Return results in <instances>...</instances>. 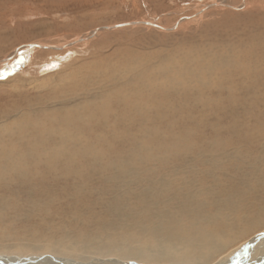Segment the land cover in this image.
<instances>
[{"label": "rangeland", "instance_id": "rangeland-1", "mask_svg": "<svg viewBox=\"0 0 264 264\" xmlns=\"http://www.w3.org/2000/svg\"><path fill=\"white\" fill-rule=\"evenodd\" d=\"M236 180L264 207V0H0V262L236 264L264 220L204 262L215 216L151 204Z\"/></svg>", "mask_w": 264, "mask_h": 264}, {"label": "bare ground", "instance_id": "bare-ground-1", "mask_svg": "<svg viewBox=\"0 0 264 264\" xmlns=\"http://www.w3.org/2000/svg\"><path fill=\"white\" fill-rule=\"evenodd\" d=\"M20 2V0H19ZM31 2V1H30ZM42 4V3H41ZM50 19V18H49ZM17 27V25H16ZM257 39V38H255ZM5 40V39H4ZM256 42V41H255ZM261 44V43H260ZM259 45V43L257 44ZM262 45V44H261ZM2 46V45H1ZM26 127V126H25ZM214 148V147H213ZM208 149V148H207ZM211 150V149H210ZM216 150V149H215ZM208 151V150H207ZM223 151V150H222ZM221 151V152H222ZM211 152V151H210ZM218 152V151H216ZM224 152V151H223ZM222 152V153H223ZM221 153V154H222ZM211 154V153H210ZM205 155V154H203ZM212 156V155H210ZM239 156V155H238ZM220 157V156H219ZM195 160V159H194ZM243 160V159H242ZM167 161V160H166ZM169 163V162H168ZM204 163V162H203ZM165 165V163H164ZM183 166V165H182ZM166 167V166H165ZM145 168V167H143ZM141 169V168H140ZM178 169V168H177ZM143 170V169H142ZM141 170V171H142ZM146 170V169H144ZM152 170V169H151ZM165 170V169H164ZM162 169V171H164ZM168 170V169H167ZM150 171V170H149ZM147 171V172H149ZM146 172V173H147ZM152 172V171H151ZM165 172V171H164ZM189 172V171H188ZM187 172V173H188ZM163 173V172H162ZM165 174V173H163ZM197 173H192V175H196ZM225 176H227L225 173H223ZM150 175V174H149ZM199 175V174H198ZM163 176V175H161ZM189 176V175H188ZM190 177V176H189ZM208 177V176H207ZM182 178V177H181ZM192 178V177H191ZM197 178V177H196ZM199 178V176H198ZM213 178V177H212ZM164 180V179H163ZM212 180V179H211ZM210 180V181H211ZM254 180V179H253ZM162 181V180H161ZM174 181V180H173ZM201 181V180H200ZM234 181V180H233ZM256 181V180H255ZM259 181V180H258ZM263 181V180H262ZM151 182V181H150ZM167 182V181H166ZM162 183V185H157L158 186V190L159 192H161L162 194H168V196L164 199L157 200V202L155 203H151L154 205V208L158 205H163L165 207L166 210H161L159 212H154V213H179L176 212V210L178 211V209H180L181 213H197V216H203L202 211L206 212V209H208V213L213 217L214 220H211L210 223V229L207 230L205 227L207 226V218L205 216H203L202 220H204V223L201 224L199 226H197L198 230L202 233H209L210 236H208L209 241L207 242L208 245H214L213 249L211 251H215L214 253L211 251H205L204 253H202V257H203V261L206 262L209 259H211L212 257H214V255H217L220 252V247L221 245H223L224 243H228L224 238L227 237L228 241L231 239H235V236L237 235L236 229L234 228V226L237 227H241L242 224H247L248 226L250 225V223H257L258 221L264 220V213L262 211H264V207L261 205H257V201L253 202V205H249L246 203V201H243L241 206H237L234 202L236 196H237V190H236V184L238 183V180H236L235 183L231 182L230 185H222L221 187L218 186L217 183H212L213 185H211V183H209L206 187L205 190L200 193L201 195V200H198L197 203L194 204L193 209L190 210L187 207V204L185 203H176L175 198L177 196V194L174 192L173 194V190L170 188V186L166 183ZM207 182H209V180H207ZM218 182V181H217ZM264 182V181H263ZM229 183V182H228ZM252 183V182H251ZM261 181L259 182V184L257 183H253L251 184V187L254 189V193H252L251 191L246 190L244 187H242L240 185V191L239 194L240 196H245L247 198L250 197H256L258 199H260L262 202H264V185L260 184ZM220 184V183H219ZM248 184V183H247ZM249 185V184H248ZM248 187V186H247ZM152 188L155 189L156 188V184L154 183V185H142L139 187L138 191L140 194H145L146 195V191L149 190V192H153L156 193V191H152ZM251 188V189H252ZM188 189H198L196 188L195 183L191 186L188 187ZM217 189L220 193L219 195L214 194V190ZM227 190V191H226ZM190 191V190H189ZM253 191V190H252ZM199 192V191H198ZM197 193V192H196ZM218 193V194H219ZM193 195V194H191ZM213 196L212 199H210V196ZM204 200H203V199ZM185 201V200H184ZM147 206V204H146ZM150 206V205H149ZM151 208V207H150ZM153 208V207H152ZM159 209V208H158ZM144 209V213H151L148 210ZM155 210V209H154ZM254 210H256L257 213H254ZM233 211H235V213H232ZM245 212V213H242ZM262 212V213H261ZM142 213V212H141ZM243 216V217H242ZM210 222V221H209ZM261 223V222H259ZM258 223V224H259ZM257 224V225H258ZM217 227H220V231L222 233V236L218 235V233H216V229ZM253 227V225H252ZM250 228V227H249ZM255 228V227H254ZM216 231V232H215ZM238 233H240V235L244 234L246 232V230H240L237 229ZM219 232V231H218ZM236 234V235H235ZM214 236V237H211ZM239 235V234H238ZM238 237V236H237ZM264 240V234L262 236H259L258 238H256V240H254V242H251L249 244L246 245V247L244 248V252L240 253V256L242 257L245 254V257H243V259L241 261H236V264H264V257L262 259H260V261L252 263L253 262V258L251 259V251H253L252 249L254 247V245H258L259 242H263ZM202 241V240H201ZM232 241V240H231ZM235 241V240H234ZM233 241V242H234ZM230 242V241H229ZM231 243V242H230ZM229 243V245H231ZM202 244H204L202 242ZM264 246V242L261 243ZM228 245V246H229ZM223 247V246H222ZM226 247V246H224ZM259 247V246H258ZM220 249L219 251H216V249ZM228 249V248H227ZM226 249V250H227ZM185 251H188L186 248H184ZM228 252V251H227ZM254 252V251H253ZM256 252V251H255ZM222 255V254H221ZM220 255V257H221ZM235 257V256H234ZM233 257V258H234ZM189 258L188 253L185 254V262H187ZM28 259V258H26ZM56 260V261H55ZM182 261H184L181 258ZM28 261L27 263H32L34 260H26ZM59 261V259H55V258H44L40 260L39 264H56V262ZM61 262H63V260H60ZM19 262H21L20 260H15V261H8V260H4L1 261L0 264H18ZM45 262V263H44ZM76 264L72 261H65V264ZM21 263H24V261H22ZM114 263H118L117 261L114 260ZM192 263V262H191ZM193 263L198 264V261L195 260L193 261ZM36 264V263H34Z\"/></svg>", "mask_w": 264, "mask_h": 264}, {"label": "crops", "instance_id": "crops-1", "mask_svg": "<svg viewBox=\"0 0 264 264\" xmlns=\"http://www.w3.org/2000/svg\"><path fill=\"white\" fill-rule=\"evenodd\" d=\"M264 234V233H263ZM263 234H260L261 236L263 235ZM259 237V236H258ZM258 237H256V238H258ZM255 238V239H256ZM254 239V240H255ZM264 242V241H263ZM262 254H264V252L262 253ZM259 255L261 256V253H259ZM239 258H238V260H236V261H241L242 259H243V257H245V254L241 257L240 255L238 256ZM264 256H262L261 258H259V259H256V261L255 262H258L260 259H262Z\"/></svg>", "mask_w": 264, "mask_h": 264}]
</instances>
